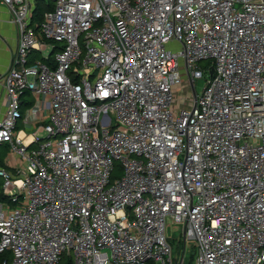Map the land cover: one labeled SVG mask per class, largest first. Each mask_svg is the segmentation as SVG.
<instances>
[{
  "label": "built area",
  "instance_id": "obj_1",
  "mask_svg": "<svg viewBox=\"0 0 264 264\" xmlns=\"http://www.w3.org/2000/svg\"><path fill=\"white\" fill-rule=\"evenodd\" d=\"M46 1L0 0V264H184L168 218L195 264H264V0Z\"/></svg>",
  "mask_w": 264,
  "mask_h": 264
},
{
  "label": "rangeland",
  "instance_id": "obj_2",
  "mask_svg": "<svg viewBox=\"0 0 264 264\" xmlns=\"http://www.w3.org/2000/svg\"><path fill=\"white\" fill-rule=\"evenodd\" d=\"M47 11V10H46ZM45 11V12H46ZM44 12V13H45ZM169 48L175 50L178 46L175 42H171L168 45ZM49 52V48L47 49ZM45 52V54L47 53ZM206 61H203L201 65L205 66ZM208 73L206 72L202 78L196 80V91L201 93L204 89L206 82L208 80ZM193 95L191 88H186L185 84L182 87L177 88V99L180 96ZM30 99L31 96L28 95ZM0 162L6 168H11L10 162V147L8 144L0 145ZM2 177L0 176V192L2 191ZM166 234L168 241L172 247V253L174 257L181 259L184 254V264H195L196 256V241L194 239H189L187 243L184 242L183 225L172 221L170 218L166 221Z\"/></svg>",
  "mask_w": 264,
  "mask_h": 264
},
{
  "label": "crops",
  "instance_id": "obj_3",
  "mask_svg": "<svg viewBox=\"0 0 264 264\" xmlns=\"http://www.w3.org/2000/svg\"><path fill=\"white\" fill-rule=\"evenodd\" d=\"M17 45L16 27L12 23V14L7 6L0 3V76L11 66ZM5 110V88L0 83V115Z\"/></svg>",
  "mask_w": 264,
  "mask_h": 264
},
{
  "label": "trees",
  "instance_id": "obj_4",
  "mask_svg": "<svg viewBox=\"0 0 264 264\" xmlns=\"http://www.w3.org/2000/svg\"><path fill=\"white\" fill-rule=\"evenodd\" d=\"M52 8V4L50 2H47L46 0H37L36 2V9L34 10V19L36 20V22H41L44 12L46 10H49ZM59 47V46H57ZM35 58H39V59H43V56L39 53L36 52L35 53ZM3 196V195H2ZM1 258V256H0Z\"/></svg>",
  "mask_w": 264,
  "mask_h": 264
},
{
  "label": "water",
  "instance_id": "obj_5",
  "mask_svg": "<svg viewBox=\"0 0 264 264\" xmlns=\"http://www.w3.org/2000/svg\"><path fill=\"white\" fill-rule=\"evenodd\" d=\"M213 73V72H212Z\"/></svg>",
  "mask_w": 264,
  "mask_h": 264
}]
</instances>
